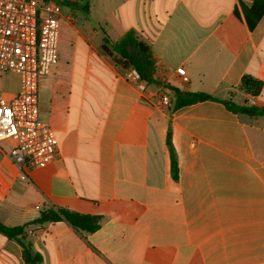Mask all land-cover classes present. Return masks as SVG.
I'll return each instance as SVG.
<instances>
[{
	"label": "crops",
	"instance_id": "0c3cea01",
	"mask_svg": "<svg viewBox=\"0 0 264 264\" xmlns=\"http://www.w3.org/2000/svg\"><path fill=\"white\" fill-rule=\"evenodd\" d=\"M84 1L62 0L57 58L38 81L56 156L24 164L22 178L1 143L0 221L28 223L47 207L99 217L92 231L63 217L29 223L41 264H264V113L213 99L157 105L165 91L127 79L130 67L102 46L103 31L115 40L132 30L157 55L165 82L260 109L264 10L249 28L253 0ZM0 73V93L15 94L19 75ZM244 74L262 82L257 95L239 87ZM0 264H26L2 233Z\"/></svg>",
	"mask_w": 264,
	"mask_h": 264
},
{
	"label": "built area",
	"instance_id": "2783aa9c",
	"mask_svg": "<svg viewBox=\"0 0 264 264\" xmlns=\"http://www.w3.org/2000/svg\"><path fill=\"white\" fill-rule=\"evenodd\" d=\"M62 0H0V72L19 75V90L7 97L0 93V147L20 169L29 163L43 167L56 156L57 138L52 127L39 116L38 81L57 58ZM181 80L188 76L182 66L176 68ZM125 77L142 80L130 67ZM171 103L162 92L157 105ZM37 207V205H36Z\"/></svg>",
	"mask_w": 264,
	"mask_h": 264
},
{
	"label": "trees",
	"instance_id": "16d2710c",
	"mask_svg": "<svg viewBox=\"0 0 264 264\" xmlns=\"http://www.w3.org/2000/svg\"><path fill=\"white\" fill-rule=\"evenodd\" d=\"M85 7V6H84ZM264 10V0H253V3L245 11V20L249 28H252L256 20ZM102 46L108 54L115 52L121 59L125 67L134 68L140 78L149 84L160 86L171 98V107L177 108L183 105L191 104L196 101L213 99L219 100L233 112L247 114H262L264 108H256L245 104L235 103L230 100H222L212 94L202 91H186L170 85L156 76L160 69V61L157 55L152 51L150 45L139 39L134 31H127L118 39H111L104 31L102 35ZM262 82L249 74H244L239 83V87L246 93L257 95L261 89ZM166 143L170 149V158L172 169L176 168V157L174 149L170 142L169 131L166 135ZM65 218L74 228L83 231H92L99 225V217L95 215L78 214L65 209L45 208L31 222L8 226L0 221V233L7 237L14 238L22 248L23 259L26 264H41L42 258L39 252L32 248L31 242L26 239L25 227L29 223L42 224L48 221Z\"/></svg>",
	"mask_w": 264,
	"mask_h": 264
},
{
	"label": "rangeland",
	"instance_id": "374dc122",
	"mask_svg": "<svg viewBox=\"0 0 264 264\" xmlns=\"http://www.w3.org/2000/svg\"><path fill=\"white\" fill-rule=\"evenodd\" d=\"M80 2H85L84 0H79ZM61 3V7L63 6V10H68V8H69V6H68V4L67 3H65V2H60ZM0 74H2V73H0ZM12 80V79H11ZM9 82H10V80H8ZM2 91V87H0V92Z\"/></svg>",
	"mask_w": 264,
	"mask_h": 264
}]
</instances>
